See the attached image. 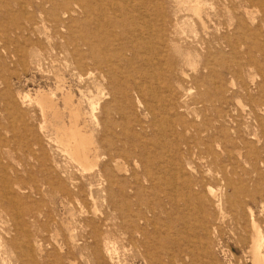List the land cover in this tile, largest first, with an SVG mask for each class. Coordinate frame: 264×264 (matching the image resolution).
Segmentation results:
<instances>
[{
    "label": "rangeland",
    "instance_id": "374dc122",
    "mask_svg": "<svg viewBox=\"0 0 264 264\" xmlns=\"http://www.w3.org/2000/svg\"><path fill=\"white\" fill-rule=\"evenodd\" d=\"M22 1L0 0V264H110L107 258L101 256L104 240L111 243L109 245L112 247L116 246L115 251L119 249L115 252L116 264H145L141 259L144 248L148 251L150 264H251L247 255L252 235L248 208L254 211L264 236V208H261L264 205V0H206L207 6L204 8L207 12L204 11L203 18L207 26L204 31L191 12L186 15V11L180 8L181 11L174 14V0H158L163 4L160 9L163 25L157 22L154 25L164 32L161 40L151 39L149 46L141 50L142 56L130 61L132 55L127 53L125 60L118 63L110 62L114 57L113 46L108 48L99 44L113 39L110 37L113 30L109 23L111 12L106 10V0H80V5H92V10L81 7L77 0H68L55 10L49 5L37 9L36 0H31L28 5ZM245 8L249 10L248 13L244 11ZM194 28H197L196 31ZM91 32L96 34L95 38H88ZM151 33L154 34L155 30ZM83 38L93 45V56L108 58L109 66L95 67L86 48L82 46ZM116 41L114 45L118 43ZM175 45L179 48L183 46L184 50L174 51ZM186 50L192 53L191 60L185 56ZM113 67L118 68L114 74L121 83L128 80L131 85L151 83L152 87L156 85L151 82V76H156L160 85L168 88V92L163 93L165 100L161 105L173 100L179 115L186 121L194 120L196 127L201 130L204 127L203 130H206L200 137L203 141L215 138L213 151L209 154L203 152L204 145L195 144L194 133L187 132L186 135L180 128L179 131L183 133L181 137L163 139L161 148L157 149L168 167L161 171L156 163L152 162L148 166L151 175L159 177L160 181H154L145 172L147 164L138 158L135 165L122 157L125 168L120 172L117 169L113 171L111 175L114 182L111 185L107 178L94 176L97 168L86 170L85 173L63 151L57 128L47 122L35 102L36 93L45 91L51 97L53 95L54 103L62 112L60 123H69L61 94L72 91L73 102H80L84 113H90L89 101H98L99 110L95 111L97 118L102 116L101 109L107 106L106 112L114 120L120 122L125 119L139 131L144 126L145 139L152 140L153 132L148 125L153 115L148 111V105L153 104L155 107L156 104L155 114L161 118L165 114L159 110L160 103L155 100L149 103L147 97L140 96L134 90L125 93L129 106L119 113L121 111L117 109V104L121 102H117L115 89L107 74L108 68L111 70ZM89 73L92 75L88 76ZM99 96L106 100L99 99ZM171 114H174L173 109ZM115 132L121 131L117 129ZM94 135H97L96 131ZM127 140L133 142L128 137ZM217 144H220V148ZM185 145L188 147L184 148ZM252 148L258 150L257 157L248 154ZM154 155L155 152H151V156ZM102 158L100 156L98 159L99 164L106 162ZM172 173L176 180H162L170 178ZM90 180L91 185L88 184ZM185 183L193 185L194 193L199 195L202 204L201 213L198 212L191 219L187 230H184L183 220L198 205L194 203L188 209L184 206L187 196ZM229 183L233 188L228 186ZM242 184H246L243 188L248 197H242L237 188ZM211 191L215 196H211ZM220 202L221 206L218 207ZM161 206L166 214L159 211ZM151 207L155 212L151 213ZM99 212L103 217H99ZM72 219L79 226L75 225V228L76 223ZM171 224L176 232H168L166 226ZM200 224L204 227L200 228ZM81 226L82 230L79 229ZM95 232L100 236L98 239L93 238ZM165 232L169 233L166 243L169 249L166 252L160 250Z\"/></svg>",
    "mask_w": 264,
    "mask_h": 264
},
{
    "label": "bare ground",
    "instance_id": "6f19581e",
    "mask_svg": "<svg viewBox=\"0 0 264 264\" xmlns=\"http://www.w3.org/2000/svg\"><path fill=\"white\" fill-rule=\"evenodd\" d=\"M25 1V3L28 5V4H31V0H23ZM22 1V2H23ZM38 1L37 4H36V8L37 9H43L46 5H49L50 8L54 9L57 8L58 5L62 6L63 4L67 3L68 0H61L60 3H57L55 0H36ZM35 1V2H36ZM97 1V0H96ZM107 3H106V10H109V12H111V16H110V19H109V23L111 24L110 26L113 28L112 32L110 33V37L113 38L112 40L110 41H106L104 40L102 43H99L101 44L102 46H105V47H108V48H111V46H113V60H111L110 62L113 63L115 62H119L120 60L124 59L125 60V57L127 55V53H130L132 55V59H137V57L139 56H142V49L148 45L149 46V42L151 41V39L155 38V39H158V40H161L162 38V35L164 32L161 31V28L157 29L156 26L154 25L156 22L157 23H160V25L162 26V21H163V15H162V9L163 8V4H161L160 2H158V0H106ZM239 1V0H238ZM85 2V1H83ZM214 2V1H213ZM217 2V1H216ZM226 2V1H225ZM229 2V1H228ZM77 3L80 5V0H77ZM97 3V2H96ZM221 2H219L220 4ZM33 4V3H32ZM2 5V4H1ZM22 5V4H21ZM74 5V4H73ZM174 5H175V11H174V14H177V12H180V8H182L184 11L187 12H191V14H193L195 20L197 21V23L200 24V26L202 27L203 31L205 30V21H204V18H203V13L205 11V5H206V0H174ZM218 5V3H217ZM248 5V4H247ZM20 6V5H19ZM81 7H85L88 9V10H92V5H89L86 3V5L84 6L83 4L80 5ZM207 6V5H206ZM211 6V5H210ZM4 7V6H3ZM24 7V6H23ZM223 8L225 6H222ZM242 7V6H241ZM72 8V7H71ZM244 8V6L242 7ZM250 8V7H249ZM2 10V8H0ZM27 9V7H26ZM62 9V8H61ZM79 9V8H78ZM214 9V8H213ZM220 9V8H219ZM225 9V8H224ZM230 9V8H229ZM239 9H240V6H239ZM246 9V8H245ZM244 11L247 12L248 9H246ZM12 10V9H10ZM233 10V9H232ZM241 10V9H240ZM13 11V10H12ZM22 11V10H21ZM224 11V10H223ZM249 11V10H248ZM252 11V10H251ZM4 12V10H3ZM8 12V10H7ZM6 12V13H7ZM88 12V11H87ZM173 12V11H172ZM207 12V11H205ZM218 12V11H217ZM22 13V12H21ZM29 13V12H28ZM182 13V12H181ZM185 13V14H186ZM241 12H239L240 14ZM250 13V12H249ZM12 14V13H11ZM16 14V13H15ZM40 14V13H39ZM66 14V13H64ZM215 14V12H214ZM224 14V13H222ZM229 15V13H227ZM234 14V13H233ZM7 15V14H6ZM36 15L37 12H36ZM188 15V13L186 14ZM208 15V14H206ZM247 15V14H246ZM245 15V16H246ZM249 15V14H248ZM263 15V14H262ZM7 16H10L9 14ZM12 16V15H11ZM24 16V15H23ZM35 16V15H34ZM42 16V15H41ZM108 16V15H106ZM180 16V15H178ZM182 16V15H181ZM3 17V16H2ZM18 16H16L17 18ZM45 17V16H44ZM64 17V16H63ZM109 17V16H108ZM177 17V16H176ZM209 17V15H208ZM224 17H227L224 15ZM247 17V16H246ZM10 18V17H9ZM19 18V17H18ZM50 18V17H49ZM66 18V16H65ZM248 18V17H247ZM3 19V18H2ZM15 19V18H14ZM168 19V17H167ZM176 19V18H174ZM186 19V18H185ZM230 19V18H229ZM234 19V18H233ZM1 20V19H0ZM17 20V19H16ZM25 20V19H24ZM27 20V19H26ZM183 20V19H181ZM191 20V19H190ZM243 20V18H242ZM3 21V20H2ZM12 21V20H11ZM20 21V19H19ZM179 21V20H178ZM177 21V22H178ZM187 21V20H186ZM211 21V20H210ZM220 21V20H219ZM231 22V20H229ZM245 21V20H243ZM21 22V21H20ZM3 23H6L3 22ZM16 23V22H15ZM176 23V22H175ZM182 23V22H180ZM184 23V22H183ZM188 23V22H187ZM192 23V21H191ZM212 23V22H211ZM232 23V22H231ZM19 24V23H17ZM179 24V23H178ZM178 24H175V25H178ZM193 24V23H192ZM233 24V23H232ZM23 25V24H22ZM26 25V24H25ZM174 25V26H175ZM182 26V24H180ZM184 25H186V23H184ZM183 25V26H184ZM194 25V24H193ZM211 25V24H210ZM231 25V24H230ZM229 25V26H230ZM188 27V25H186ZM185 26V27H186ZM212 26V25H211ZM3 27V26H2ZM216 27V26H214ZM174 28V27H173ZM182 28V27H180ZM208 28H210L208 26ZM16 29V27H15ZM14 29V30H15ZM153 29L155 30V33L152 34L151 32H153ZM195 31L197 28H194ZM177 30V29H176ZM185 30V29H184ZM183 30V31H184ZM186 31V30H185ZM190 31V30H189ZM188 31V32H189ZM208 31V30H207ZM211 31V30H210ZM219 31V29H218ZM14 32V31H13ZM175 32V31H174ZM10 33V32H9ZM17 33V32H16ZM117 33V34H116ZM185 33V32H184ZM196 33V32H194ZM204 33V32H203ZM12 34V33H11ZM176 34V32H175ZM183 34V33H182ZM186 34V33H185ZM189 34V33H188ZM197 34V33H196ZM194 34V35H196ZM205 34V33H204ZM255 34V33H254ZM16 36V34H14ZM180 35V34H179ZM198 35V34H197ZM226 35V34H225ZM0 36H2V34L0 33ZM94 36H96V34L94 32H91L89 35H88V38H95ZM176 37V35H175ZM185 37V35H184ZM208 37V36H207ZM10 38V37H9ZM14 38V37H13ZM122 40H121V39ZM179 38V37H178ZM18 39V38H17ZM185 39V38H184ZM187 39V38H186ZM118 40V41H116ZM154 40V39H153ZM183 40V39H182ZM220 42H221V39H219ZM218 40V41H219ZM227 40V39H226ZM235 40V39H234ZM118 42L117 44L114 45V42ZM228 41V40H227ZM243 41V40H242ZM4 42V40L2 41ZM197 42V41H196ZM234 43V41H232ZM15 43V42H14ZM18 43V42H17ZM163 43V42H162ZM224 43V42H223ZM245 43V42H244ZM161 44V43H160ZM175 44V43H174ZM173 44V45H174ZM204 44V43H203ZM215 44V43H214ZM237 44V43H236ZM165 45V44H164ZM179 45V44H178ZM220 45V44H219ZM3 46V45H1ZM9 46V45H8ZM14 46V45H13ZM16 46V45H15ZM82 46H84L87 50V53H88V56L92 59L93 63H95V67H100L101 65H105L106 67L109 66V60L108 58L105 59V58H98L97 55H95V57L93 56V51H94V47L92 44L86 42V40L83 38L82 40ZM162 46V45H161ZM177 45L173 46L174 47V51L176 52H179L181 49H183L184 47L182 46V48H179L176 47ZM216 46V45H215ZM224 46V45H223ZM227 46V45H226ZM19 47V46H18ZM218 47V46H217ZM230 47V46H229ZM147 49V48H146ZM229 49V48H228ZM238 49V47H237ZM17 50V49H16ZM184 50V49H183ZM188 50V48H187ZM187 50L184 52L185 56L188 58V60L190 59L191 60V55L192 53L189 51L187 53ZM15 51V50H14ZM151 51V50H150ZM17 52V51H16ZM144 52V51H143ZM259 52V51H257ZM175 53V52H174ZM263 53V52H262ZM9 54V53H8ZM181 55V53H179ZM237 55V53H236ZM259 55V54H258ZM106 56V55H105ZM104 56V57H105ZM253 56V55H252ZM197 57V56H196ZM258 57V56H257ZM193 58V57H192ZM148 59H151V58H148ZM123 60V61H124ZM193 61L195 62L196 60L193 59ZM129 62V61H128ZM127 62V63H128ZM136 62V61H135ZM144 62V61H143ZM149 62V61H148ZM197 62V61H196ZM143 64V63H142ZM191 64V63H190ZM195 64V63H194ZM130 65V64H129ZM128 65V66H129ZM139 66V64H137ZM196 65V64H195ZM197 66V65H196ZM204 66V65H203ZM94 67V68H95ZM136 67V66H135ZM145 67V66H144ZM147 67V66H146ZM178 68V67H177ZM193 68V67H192ZM191 68V69H192ZM88 69V68H87ZM117 67H113L111 70H107V74H108V77L110 78V80L112 81V85H113V88L115 89V93H116V99H117V102H121L120 105L117 104V109L120 110L121 112L119 113H123L124 112V109L126 106H129V100L127 99V97L125 96V93H128V92H133L134 90L137 91L138 94H140V96H144V97H147L149 99V103L150 101L153 102V100L157 101L160 103V107H159V110L165 114L164 116H162L161 118H158L155 114V107L156 104H155V107L153 106V104L151 105H148V108L150 110L148 111H151L152 115H153V118L151 120V122L149 123L148 125V128L152 130L153 132V139L152 140H146L145 139V135L143 134V132L145 131V128L144 126L141 128V131L137 130V127L132 124V123H128L127 121H124L125 119H122V121H117V120H114L110 114L108 112H106V108L107 106H104L100 113L102 114L101 117H96L95 116V111L97 109V106L100 104L98 103V101H94V100H91L89 101V106H90V113L87 114V113H84L80 106V102H78L76 100V103L75 104L73 102V95L69 92V91H64L61 95L63 96V104L64 107H65V110L67 109V113H68V117H69V123L68 124H65V123H60L62 119L61 117V113L59 111L60 108H58L59 106H57L55 103H54V100H53V95L51 97L50 94H48L47 92L45 91H38L36 93V98H35V102L40 106L41 108V113L43 114L44 113V117L45 119L47 120L48 123H52L51 125L55 126L57 128V132H58V139H59V142L61 143L62 145V149L63 151L70 157L71 160H73L74 162H76L81 168H83V170H85L84 172L86 173V170H91L93 168H97V172L96 174L94 175L95 177H98L99 179L101 177H105V179L107 178L108 180V183L109 185L113 184L114 182V179L112 178L113 176L111 175L113 173L114 170H118L119 172L124 170L125 168V165H124V161L122 159V157L126 160H131V162H134V164L136 165V162H137V158L138 159H141V160H144L146 162V168H145V172L147 174L150 175V177L154 180V181H160L159 180V177L156 178L153 174L151 175V173L148 171V166L150 164L153 163H156L157 164V167L159 170H164L166 167H168V164H166V161L162 158V155L157 152V149H160L161 148V142L163 139H167L169 138L171 140V137H175L176 139L181 137V135L183 134L182 132H184L185 134L188 132H192L194 133V136L196 138L195 140V144L196 145H200V144H203L204 145V151L205 153H211L214 149V147L212 146L213 142L215 141V138L214 137H210L207 141H203L202 138L200 137L201 133H203L205 130H202L197 128L196 125L194 124V120H192V122H190L189 120L186 121V119L184 117H182L181 115L178 114V111H176V104L173 103V100L170 101L169 104H165V105H161L162 102H164V96H163V93L165 92H168V88L166 87H163L160 85L158 79L156 76H151V82H154L156 86H152L151 87V83L150 85H144V84H140V83H135L133 85H131L128 80H124L122 81V83L117 79V76L114 74L115 72H117ZM142 69V68H141ZM180 69V67H179ZM197 69H198V66H197ZM203 69V68H202ZM209 69V68H208ZM90 70V69H89ZM131 70V69H130ZM237 70V69H236ZM178 71V70H176ZM180 71L182 72V69H180ZM203 71V70H202ZM205 71V70H204ZM88 72V71H87ZM92 72V71H91ZM138 72V71H137ZM164 72V71H163ZM180 72V73H181ZM209 72V71H208ZM213 72V70H212ZM169 73V72H168ZM151 74V73H150ZM163 74V73H162ZM161 74V75H162ZM175 74V73H174ZM173 74V75H174ZM185 74V73H184ZM60 75V74H59ZM92 73H89L88 76H91ZM171 75V74H170ZM186 75V74H185ZM213 75V74H212ZM211 75V76H212ZM252 75V74H251ZM215 76V74H214ZM62 77V76H61ZM103 77V76H102ZM181 77V76H180ZM92 78V77H91ZM146 78V77H145ZM165 78H168V77H165ZM179 78V77H178ZM205 78V77H204ZM207 78V77H206ZM56 79V78H55ZM176 79V78H175ZM200 79V78H199ZM102 81V79H100ZM145 80V79H144ZM169 80V79H168ZM264 80V79H263ZM58 81V80H57ZM62 81V80H60ZM101 81L99 82V84H101ZM104 81H106L104 79ZM147 81V80H146ZM194 81V80H193ZM198 81V80H197ZM97 82V80H96ZM140 82V81H139ZM142 82V81H141ZM148 82V81H147ZM150 82V81H149ZM60 83V82H59ZM95 83V82H94ZM146 83V82H144ZM168 83V82H167ZM166 83V84H167ZM184 83V82H183ZM199 83V82H198ZM58 84V82H57ZM56 84V85H57ZM153 84V83H152ZM103 86V84H101ZM105 85V84H104ZM207 85V83H206ZM211 85V84H210ZM214 85V84H213ZM211 85V86H213ZM216 86V85H215ZM214 86V88H215ZM259 86V85H258ZM174 87V86H173ZM182 87V86H181ZM192 87V86H191ZM243 87V86H242ZM60 88V87H59ZM105 88V87H104ZM184 88V86H183ZM220 88V87H219ZM241 88V87H240ZM186 89V88H185ZM185 89H183L185 91ZM193 89V87L191 88ZM189 89V90H191ZM205 89V88H204ZM208 89V88H207ZM242 89V88H241ZM260 89V88H259ZM58 90V89H57ZM179 90V88H178ZM188 90V91H189ZM210 90V89H209ZM220 90V89H219ZM218 90V91H219ZM234 90V89H233ZM61 91V90H60ZM103 91V89H102ZM106 91V90H105ZM182 91V90H181ZM217 91V92H218ZM206 92V91H205ZM248 92V91H247ZM100 93V92H99ZM106 93V92H105ZM187 93V92H186ZM191 93V92H190ZM213 93V92H212ZM211 93V94H212ZM246 93V92H245ZM142 94V95H141ZM185 94V93H184ZM210 94V95H211ZM217 94V93H216ZM249 94V93H248ZM60 95V97H62ZM90 95V94H89ZM99 95V94H98ZM257 95V94H255ZM101 96V95H100ZM99 96V99H102L103 98L105 99V97L101 98ZM104 96V94H103ZM107 96V95H106ZM177 96V95H176ZM253 96V95H252ZM79 97V96H78ZM143 97V98H144ZM169 97H172V96H169ZM187 97V96H186ZM209 97V95H208ZM256 97V96H255ZM80 98V97H79ZM124 98V99H123ZM178 98V97H176ZM183 98V97H181ZM201 98V97H200ZM210 98V97H209ZM215 98V97H214ZM219 98V96H218ZM217 98V99H218ZM75 99V98H74ZM92 99V98H91ZM164 99V100H163ZM179 99V98H178ZM177 99V100H178ZM98 100V99H97ZM106 100V99H105ZM137 100V99H136ZM181 100V99H180ZM184 99H182L183 101ZM198 100V98H197ZM197 100H195L196 103ZM201 100V99H200ZM225 100V99H223ZM239 100V99H237ZM61 101V99H60ZM59 101V102H60ZM61 101V102H62ZM80 101V100H79ZM100 101V100H99ZM146 102V100H144ZM181 101V102H182ZM186 101V100H185ZM219 101V100H218ZM226 101V100H225ZM57 102V101H56ZM116 102V103H117ZM192 102V101H191ZM143 103V102H142ZM185 103H188L187 101ZM194 103V102H193ZM201 103V102H200ZM203 103V102H202ZM124 105V106H121V105ZM140 105V103H138ZM181 104V103H180ZM184 104V103H182ZM189 104V103H188ZM204 104V103H203ZM202 104V105H203ZM220 104V103H219ZM227 104V103H226ZM264 104V103H263ZM59 105V104H58ZM138 105V106H139ZM171 105L170 107H167ZM221 105V104H220ZM253 105V104H252ZM257 105V104H256ZM255 105V106H256ZM181 108H182V105H180ZM196 106V105H195ZM224 106V105H222ZM230 106V105H229ZM228 106V107H229ZM38 107V106H37ZM204 108V105L201 106ZM199 107V108H201ZM178 108H180L178 106ZM185 108V107H184ZM187 109L189 108L188 106L186 107ZM219 108V107H218ZM260 108V107H259ZM139 109V108H138ZM137 109V110H138ZM144 109V108H143ZM173 109V113L174 114H171V111ZM195 109V108H193ZM192 109V110H193ZM221 109V108H220ZM40 110V109H39ZM64 110V111H65ZM99 110V109H97ZM135 110V109H134ZM182 110V109H181ZM190 110V108H189ZM197 110V109H196ZM226 110V109H225ZM264 110V109H263ZM141 111V110H140ZM184 111V110H183ZM188 111V110H187ZM212 111V110H211ZM256 111V110H255ZM198 112V111H197ZM208 112V110H207ZM220 112V111H219ZM259 112V111H257ZM66 113V111H65ZM99 113V112H98ZM182 113V112H181ZM209 113V112H208ZM222 113V112H221ZM245 113V112H244ZM146 114V113H144ZM160 114V113H159ZM183 114V113H182ZM186 115L188 113H185ZM190 114V113H189ZM197 114V113H195ZM211 114V113H209ZM249 114V113H248ZM251 114V113H250ZM249 114V115H250ZM253 114V113H252ZM262 114V113H260ZM87 115V116H86ZM150 115V114H149ZM200 115V114H199ZM207 115V114H206ZM212 115V114H211ZM225 115V114H224ZM256 115V114H254ZM124 116V115H123ZM122 116V117H123ZM140 116V115H139ZM144 116V115H143ZM141 116V117H143ZM202 116V114H201ZM208 116V115H207ZM262 116V115H261ZM145 117V116H144ZM188 117V116H187ZM226 117V116H225ZM228 117V116H227ZM241 117V116H239ZM248 117V116H247ZM252 117V115H251ZM65 118V117H64ZM139 118V117H138ZM147 118H148V115H147ZM197 118V116H196ZM42 119V118H41ZM149 119V118H148ZM147 119V120H148ZM192 119H195V118H192ZM201 119V118H200ZM206 119V118H205ZM255 119V118H254ZM55 120H56V123H55ZM66 120V119H64ZM144 120V119H143ZM227 120V119H225ZM231 120V119H230ZM256 120V119H255ZM54 121V123H53ZM132 121V119H131ZM140 121V120H139ZM138 121V122H139ZM206 121V120H205ZM220 121V120H219ZM247 120H245L246 122ZM254 121V120H253ZM43 122H45V120H43ZM202 122V121H201ZM250 122V121H248ZM258 122V120H257ZM227 123V122H226ZM247 123V122H246ZM245 123V124H246ZM254 123V122H253ZM260 123H261V120H260ZM201 124V123H200ZM258 124V123H257ZM50 125V124H49ZM204 125V124H202ZM206 125V123H205ZM209 125V123H208ZM233 125V124H231ZM42 126V125H41ZM40 126V127H41ZM201 126V125H200ZM246 126V125H245ZM261 126V125H260ZM263 126V125H262ZM45 127V126H44ZM209 126H207L208 128ZM259 127V125H258ZM257 127V128H258ZM51 128V127H50ZM53 128V127H52ZM182 129V132L179 131V129ZM243 128H244V125H243ZM262 128V127H261ZM44 129V128H43ZM119 129L121 132L120 133H117L115 132V130ZM209 129V128H208ZM219 129V128H218ZM246 129V128H244ZM243 129V130H244ZM213 130V129H212ZM217 130V129H215ZM222 130V129H221ZM242 130V131H243ZM248 130V129H247ZM262 130V129H261ZM56 131V130H55ZM97 132V135L95 136L94 135V132ZM149 131V130H148ZM255 131V130H254ZM208 132V131H206ZM245 132V131H244ZM257 132V131H256ZM263 132V131H262ZM211 133H214L211 132ZM221 133V132H220ZM224 133V132H223ZM234 133V132H233ZM247 133V131H246ZM244 133V134H246ZM255 133V132H254ZM184 134V135H185ZM191 134V133H190ZM222 134V133H221ZM240 134V133H239ZM252 134V133H251ZM187 135V134H186ZM193 135V134H192ZM206 135V134H205ZM213 136V135H212ZM235 136V135H234ZM127 137L129 139H132L133 142L131 141H128L127 140ZM187 137V136H186ZM255 137H258V135L256 136L255 134ZM57 138V136H56ZM55 138V139H56ZM252 138V137H251ZM193 139V138H192ZM191 139V140H192ZM227 139V138H226ZM255 139V138H254ZM187 140V139H186ZM185 141V140H184ZM178 142V140H177ZM239 142V140H238ZM258 142V141H257ZM256 142V143H257ZM192 143V141H191ZM217 143V142H216ZM186 145H188L187 143H185ZM258 144V143H257ZM185 145V146H186ZM247 146V145H246ZM258 146V145H257ZM188 146L184 147V148H187ZM216 147V146H215ZM217 147L220 148V144L218 145L217 144ZM236 148V147H235ZM254 148L255 145H254ZM252 148L253 150H251L248 154H250L251 156H254V157H257L259 152L258 150ZM240 149V148H239ZM238 149V150H239ZM136 150L138 151V153H136ZM152 150V151H151ZM187 150V149H185ZM184 150V151H185ZM236 150V149H235ZM217 151V150H216ZM223 151V149H222ZM226 151V149L224 150ZM229 151V150H228ZM243 151V150H242ZM10 152V151H9ZM151 152H155V155L154 156H151ZM218 152V151H217ZM231 152V151H229ZM228 152V153H229ZM235 152V151H234ZM188 153V152H187ZM245 153V150L244 152ZM196 154V152H195ZM232 154V153H231ZM234 154V153H233ZM247 154V153H246ZM190 155V154H189ZM206 155V154H205ZM227 155V153H226ZM229 155V154H228ZM236 155V154H235ZM100 156H103V158L105 159V163H102V164H99L100 162H98ZM209 156V155H208ZM220 156V155H219ZM151 157V159H150ZM192 156H190L191 158ZM205 157V156H204ZM207 157V156H206ZM222 157V156H220ZM237 157V156H236ZM243 157V155H242ZM102 158V159H103ZM201 158V157H200ZM231 158V157H230ZM228 158V160L230 159ZM202 159V158H201ZM206 159H209V158H206ZM54 160V159H53ZM175 160H177V156H175ZM256 160V159H255ZM43 161V160H42ZM208 161V160H207ZM210 161V160H209ZM57 162V161H56ZM55 162V163H56ZM218 162V160H217ZM223 162V161H222ZM230 162V161H229ZM228 162V163H229ZM245 162V160H244ZM54 163V162H53ZM243 163V161H242ZM71 164V163H70ZM170 164L172 165H175L174 163H171ZM56 165V164H55ZM54 165V166H55ZM75 165V164H74ZM218 165V163H217ZM222 165V164H221ZM244 165V164H243ZM53 166V167H54ZM57 166V165H56ZM134 166V165H133ZM138 166V165H137ZM189 166V165H188ZM231 166V165H230ZM247 166V165H246ZM245 166V167H246ZM255 166H257L255 164ZM52 167H50L51 169ZM203 168V167H202ZM259 168V167H258ZM56 169V168H55ZM81 171V170H80ZM127 171V170H126ZM133 171V170H132ZM255 171H257V168H255ZM58 172V171H57ZM62 172H65V171H61ZM239 172V171H238ZM250 172V171H249ZM248 172V173H249ZM60 173V172H59ZM125 173V172H124ZM66 174V173H65ZM122 174V173H121ZM173 175L168 178V179H164L162 178V180H165V181H168V180H176V176L174 173H172ZM242 174V173H241ZM79 175V174H78ZM82 175V173H81ZM84 175V174H83ZM238 175V174H237ZM55 176V174L53 175ZM257 176V175H256ZM240 177H243L242 175ZM111 178V179H110ZM243 179V178H242ZM246 179V178H244ZM248 179V178H247ZM152 180V181H153ZM223 180V179H222ZM240 180V179H239ZM250 180V179H249ZM34 181V180H32ZM227 181V180H226ZM224 180V182H226ZM255 181V180H254ZM28 182V180H27ZM30 182V181H29ZM229 182V181H228ZM244 182V181H243ZM247 182V181H246ZM253 182V181H252ZM177 183V182H176ZM249 183V182H248ZM255 183V182H254ZM43 184H46V183H43ZM89 185L92 184L91 180L90 182H88ZM186 184V185H185ZM183 185H185V189L187 191V196H186V199L184 200L185 203H184V206L187 208H190V206L192 204H197L198 207H196V210L195 211H190V213L187 215V218L183 220V224L185 225V229L184 230H187L189 228V225L190 224V221L191 219L193 218L194 219V216L199 212V214L201 213L200 212V207H201V201H200V197L199 195H196V193H194V190H193V185L192 184H187L185 183ZM31 185V184H30ZM153 185V184H152ZM170 185V184H169ZM232 186L233 188V185L232 184H228V186ZM246 185V184H244ZM244 185H239V188L240 189V192H241V196L242 197H248V194H247V191L243 188ZM95 186V185H94ZM227 186V185H226ZM29 187V186H28ZM27 187V188H28ZM32 188V187H31ZM170 188V187H169ZM256 188V187H255ZM254 188V189H255ZM35 189V188H34ZM33 189V190H34ZM47 189V188H46ZM95 189V188H94ZM172 189V188H171ZM184 189V188H183ZM227 189V188H226ZM30 190V189H29ZM43 190V189H42ZM125 190V189H124ZM166 190V189H165ZM31 191V190H30ZM44 191V190H43ZM163 191V190H162ZM180 191V190H179ZM216 192V191H215ZM32 193V192H31ZM164 193V192H163ZM171 193V192H170ZM43 194V193H42ZM165 194V193H164ZM211 196H215V193H213L211 191ZM91 195V193H90ZM104 195V194H102ZM163 195V194H162ZM168 195V194H167ZM173 195V194H172ZM57 196V195H56ZM218 196V195H217ZM91 198H92V195H91ZM218 198V197H217ZM52 199V198H51ZM60 199V197H59ZM108 199V198H106ZM50 200V199H49ZM214 200V199H213ZM218 200V199H217ZM173 203L176 205L175 203V200H173ZM44 202V201H43ZM57 202V201H56ZM60 202V201H59ZM167 202V201H166ZM93 203V202H92ZM97 203V202H96ZM264 202H262V205H263ZM64 204V203H62ZM67 204V203H66ZM77 204V203H76ZM99 204V203H97ZM200 204V205H199ZM79 205V204H78ZM86 205V203L84 204ZM140 205V203H139ZM68 206V205H67ZM217 206H221V202L217 204ZM71 207V205H70ZM87 207V206H86ZM101 207V206H100ZM184 207V208H185ZM51 208V207H50ZM187 208V209H188ZM223 208V207H222ZM261 208H264V205L261 207ZM97 209V208H96ZM135 209V208H134ZM151 209V213L155 212L154 208H150ZM74 210V209H73ZM81 210V209H80ZM89 210V209H88ZM98 210V209H97ZM100 210V209H99ZM108 210L110 211V209L108 208ZM129 210V209H128ZM179 210V209H178ZM159 211L163 214H166L164 212V209L162 208V206L160 207ZM220 211V210H219ZM101 212V211H100ZM100 212H99V215H100ZM132 212V211H131ZM179 212V211H178ZM221 212V211H220ZM248 212V215H249V224H250V227H251V230H252V235H251V238H250V246H249V249L247 251V255L249 256V260H250V263L251 264H264V236H263V233L260 229V226L255 218V214H254V211L251 209V208H248L247 210ZM83 213V212H82ZM93 213V212H92ZM112 213V212H111ZM115 213V212H114ZM78 214V213H77ZM80 214V213H79ZM78 214V215H79ZM86 214V213H85ZM102 214V213H101ZM110 214V213H109ZM223 214V213H222ZM49 215V214H48ZM76 215V214H75ZM81 215V214H80ZM79 215V216H80ZM96 215V213H95ZM114 215V214H113ZM115 216V215H114ZM133 216V215H132ZM130 216V217H132ZM184 216V215H183ZM78 217V216H77ZM90 217V216H89ZM93 217H95L96 219V216H94V213H93ZM99 217H103V216H99ZM151 217V216H150ZM163 217V216H162ZM224 217H225V214H224ZM115 217H113L114 219ZM50 219V218H49ZM80 219V218H79ZM160 219V218H159ZM44 220V219H43ZM75 220V219H74ZM72 219V221H74ZM87 220V219H86ZM76 223V224H74ZM74 227L75 225H78L77 222L74 221ZM100 223V222H99ZM141 223V222H140ZM154 223V222H152ZM102 224V223H100ZM106 225L108 223H105ZM82 225V224H81ZM105 225V227H106ZM142 225V224H141ZM73 226V225H72ZM79 226V225H78ZM77 226V228H78ZM164 226V225H163ZM162 226V227H163ZM100 227V226H99ZM104 227V228H105ZM182 227V228H184ZM192 227V226H191ZM203 224H200V228H203ZM76 228V227H75ZM81 228H83L82 226L79 228L80 230H82ZM120 228V227H119ZM154 228V227H153ZM160 228V227H159ZM158 228V229H159ZM166 228L168 229V232L170 233V231H175L176 230L174 229V225H168L166 226ZM73 229V228H72ZM94 229V228H93ZM108 229V227H107ZM106 229V230H107ZM77 230V229H76ZM141 230V229H140ZM216 230V229H215ZM72 231V230H71ZM110 232V231H109ZM108 232V233H109ZM78 233V232H77ZM107 233V232H106ZM121 233V232H120ZM141 233V232H140ZM166 234L165 232V235H163L164 237H162L163 239V243L160 244V250L161 251H164L166 252V250L168 251V246H167V242H168V234ZM186 233V232H185ZM67 234V233H66ZM188 234V232L186 233V235ZM65 235V233H64ZM110 236V233L107 234ZM106 235V236H107ZM69 236V234L67 235ZM108 236V237H109ZM139 236V235H137ZM65 237V236H64ZM70 237V236H69ZM96 237L97 239L100 237L98 235V232H95L94 233V236L93 238ZM127 237V236H126ZM37 238V236H36ZM104 238V237H102ZM107 238V237H106ZM110 238V237H109ZM112 238V237H111ZM108 239V238H107ZM127 239V238H126ZM87 240V239H86ZM109 240V239H108ZM107 240V241H108ZM116 240V239H114ZM39 241V240H38ZM37 241V243H38ZM69 241V240H68ZM73 241V240H72ZM75 241V240H74ZM85 241V240H84ZM91 241V240H90ZM94 241V240H93ZM105 242V243H104ZM103 242V246H102V249H101V253L103 257L107 258L112 264H116L115 263V258H116V253L117 251H115L114 246L113 247L109 244V242H106V240H104ZM116 244L117 241H115ZM115 242H112V243H115ZM177 242V241H176ZM76 243V241H75ZM92 243V242H91ZM96 243V242H95ZM129 243V242H128ZM127 243V244H128ZM66 244V243H65ZM82 244V243H81ZM79 243V245H81ZM99 244V243H98ZM85 246H88L86 244H84ZM109 245V246H108ZM73 246V245H72ZM76 245H74L75 247ZM120 246V245H119ZM133 244H132V247L133 248ZM142 246L145 247V244L142 243ZM73 247V248H74ZM118 247V246H117ZM127 247V246H126ZM187 247V246H186ZM219 247V246H218ZM76 248V247H75ZM79 248V246H78ZM41 249V248H40ZM81 249V248H80ZM79 249V250H80ZM125 248H123L124 250ZM146 250V248H144ZM220 249V248H219ZM132 250V249H131ZM143 250L142 253V258L144 263L145 264H150L149 260H148V257H147V252L148 251H145ZM98 252V251H97ZM67 253V252H66ZM120 253V252H119ZM41 254V253H39ZM166 254V253H165ZM225 255V254H224ZM189 256V255H188ZM102 257V258H103ZM119 257V256H118ZM170 257V256H169ZM186 258V257H185ZM120 260V259H119ZM107 261V260H106ZM117 261V260H116ZM120 262V261H119ZM104 263V262H103ZM110 263V264H111ZM121 263V262H120ZM102 264V263H101Z\"/></svg>",
    "mask_w": 264,
    "mask_h": 264
}]
</instances>
